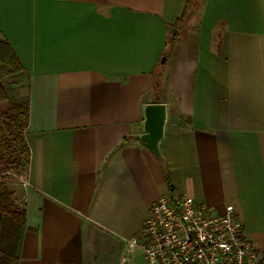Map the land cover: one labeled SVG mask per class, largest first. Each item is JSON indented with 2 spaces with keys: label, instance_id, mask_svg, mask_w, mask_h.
I'll use <instances>...</instances> for the list:
<instances>
[{
  "label": "crops",
  "instance_id": "crops-1",
  "mask_svg": "<svg viewBox=\"0 0 264 264\" xmlns=\"http://www.w3.org/2000/svg\"><path fill=\"white\" fill-rule=\"evenodd\" d=\"M0 32L31 76L19 264L145 262L130 242L169 183L233 207L264 258V0H0ZM152 103L165 168L135 139Z\"/></svg>",
  "mask_w": 264,
  "mask_h": 264
},
{
  "label": "built area",
  "instance_id": "built-area-1",
  "mask_svg": "<svg viewBox=\"0 0 264 264\" xmlns=\"http://www.w3.org/2000/svg\"><path fill=\"white\" fill-rule=\"evenodd\" d=\"M130 244L146 264H264L233 207L215 214L182 194L152 205L141 238Z\"/></svg>",
  "mask_w": 264,
  "mask_h": 264
},
{
  "label": "trees",
  "instance_id": "trees-1",
  "mask_svg": "<svg viewBox=\"0 0 264 264\" xmlns=\"http://www.w3.org/2000/svg\"><path fill=\"white\" fill-rule=\"evenodd\" d=\"M30 94L31 76L0 32V173L24 170L27 175L31 151L25 133ZM169 193L176 194L170 183ZM14 196L10 187L0 182V264L20 262L27 217L24 204L21 208Z\"/></svg>",
  "mask_w": 264,
  "mask_h": 264
},
{
  "label": "water",
  "instance_id": "water-1",
  "mask_svg": "<svg viewBox=\"0 0 264 264\" xmlns=\"http://www.w3.org/2000/svg\"><path fill=\"white\" fill-rule=\"evenodd\" d=\"M177 29L170 30L169 41L173 39ZM163 57L161 64H165ZM168 123V107L164 103L147 104L144 109V124L142 132L135 135V139L143 145L165 167V158L162 154L161 144L165 137Z\"/></svg>",
  "mask_w": 264,
  "mask_h": 264
},
{
  "label": "rangeland",
  "instance_id": "rangeland-1",
  "mask_svg": "<svg viewBox=\"0 0 264 264\" xmlns=\"http://www.w3.org/2000/svg\"><path fill=\"white\" fill-rule=\"evenodd\" d=\"M199 3L200 1L196 4L195 7L191 6L186 16L183 18V20L180 21L179 25L176 26L178 45L176 53L180 56L185 55V53L188 54L190 52H193L194 48L196 47V38L195 36L193 37L192 34H189V32L192 31L193 28H198L196 19L199 12L197 8ZM0 182H5L10 187V189L15 194V201L18 203V205L21 206V208H23L24 188L26 185L25 171L21 170V172L11 171L7 173H0ZM141 264L146 263L141 260Z\"/></svg>",
  "mask_w": 264,
  "mask_h": 264
}]
</instances>
